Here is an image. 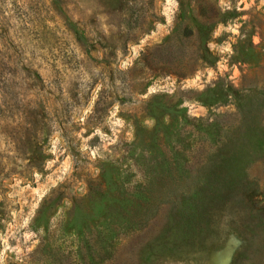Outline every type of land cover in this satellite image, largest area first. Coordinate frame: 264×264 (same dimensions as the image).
<instances>
[{"label":"rangeland","instance_id":"374dc122","mask_svg":"<svg viewBox=\"0 0 264 264\" xmlns=\"http://www.w3.org/2000/svg\"><path fill=\"white\" fill-rule=\"evenodd\" d=\"M0 264H264V0H0Z\"/></svg>","mask_w":264,"mask_h":264}]
</instances>
